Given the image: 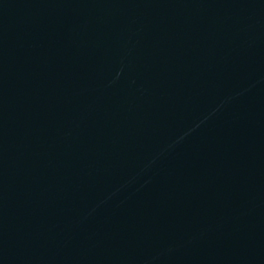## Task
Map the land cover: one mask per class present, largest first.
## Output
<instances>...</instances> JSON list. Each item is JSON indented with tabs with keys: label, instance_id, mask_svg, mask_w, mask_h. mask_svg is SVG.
<instances>
[{
	"label": "water",
	"instance_id": "95a60500",
	"mask_svg": "<svg viewBox=\"0 0 264 264\" xmlns=\"http://www.w3.org/2000/svg\"><path fill=\"white\" fill-rule=\"evenodd\" d=\"M0 264H264V0H0Z\"/></svg>",
	"mask_w": 264,
	"mask_h": 264
}]
</instances>
